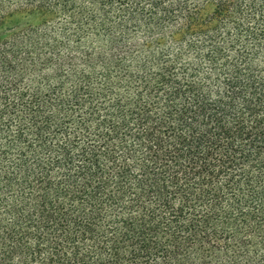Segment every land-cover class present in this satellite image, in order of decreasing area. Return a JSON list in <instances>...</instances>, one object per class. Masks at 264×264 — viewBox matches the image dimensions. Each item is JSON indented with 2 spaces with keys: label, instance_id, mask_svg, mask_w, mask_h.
I'll return each mask as SVG.
<instances>
[{
  "label": "trees",
  "instance_id": "trees-1",
  "mask_svg": "<svg viewBox=\"0 0 264 264\" xmlns=\"http://www.w3.org/2000/svg\"><path fill=\"white\" fill-rule=\"evenodd\" d=\"M0 264H264V0H0Z\"/></svg>",
  "mask_w": 264,
  "mask_h": 264
},
{
  "label": "rangeland",
  "instance_id": "rangeland-1",
  "mask_svg": "<svg viewBox=\"0 0 264 264\" xmlns=\"http://www.w3.org/2000/svg\"><path fill=\"white\" fill-rule=\"evenodd\" d=\"M6 22H7L6 28H11V27H21V25H23L26 22H29L34 25L39 22V19L25 15H16L13 16L11 19H7Z\"/></svg>",
  "mask_w": 264,
  "mask_h": 264
}]
</instances>
